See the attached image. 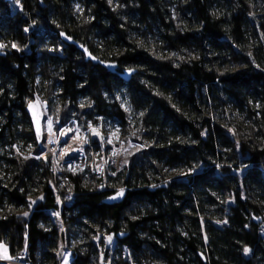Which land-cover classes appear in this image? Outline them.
<instances>
[{
	"label": "trees",
	"instance_id": "16d2710c",
	"mask_svg": "<svg viewBox=\"0 0 264 264\" xmlns=\"http://www.w3.org/2000/svg\"><path fill=\"white\" fill-rule=\"evenodd\" d=\"M0 45V264H264V0H0ZM37 98L143 148L56 171Z\"/></svg>",
	"mask_w": 264,
	"mask_h": 264
},
{
	"label": "rangeland",
	"instance_id": "374dc122",
	"mask_svg": "<svg viewBox=\"0 0 264 264\" xmlns=\"http://www.w3.org/2000/svg\"><path fill=\"white\" fill-rule=\"evenodd\" d=\"M42 102L43 100L40 101V106L42 107ZM44 108V107H43ZM44 111V109H43ZM47 112V111H46ZM46 115V114H45ZM49 116V115H48ZM42 121H40V124H39V129H40V133H41V137H42V132H43V128H42ZM92 127H96V125H91ZM73 129L74 131H76L78 129V132H79V135L81 136H84V137H87V139L90 138V141H91V130L89 128V125H85L84 127H82L81 125H78V124H75V123H71L69 124L66 129ZM55 129V128H54ZM56 133H57V130H54ZM73 132V131H72ZM100 132V131H99ZM111 133L112 132H107L106 134H104L103 132L100 134L101 137H103L105 140L107 139H112V143L111 144H108V143H103L102 144V141L99 138H96V141H97V151L93 150L90 151V153H92V158H91V161H93V165H94V170L97 169V166H101L103 168V171H106L108 170L109 168H112L114 172L116 171H119L121 169V166H116L115 165V162H116V159L118 157V155H113V152H114V148L112 147L113 144H115L117 141H120L122 139H116V138H113L111 136ZM41 139V138H40ZM56 143L55 144H52L50 147H47V149H42L44 152H49L51 153L52 155V158L54 159V165L57 166L58 170H60L61 167H63L64 165L68 168V169H72V168H75V170L77 169H84V164L80 163V157L81 156H86L85 155V152H86V145L83 146V151L82 152H78V154L76 156H74L73 158H68L66 159L65 161H63L61 164H58L57 163V154H58V149L60 150V147L62 146V143L63 142H59V139H61V136L60 135H57L56 136ZM128 139L126 140H123L124 142H126ZM40 141V140H39ZM89 141V140H88ZM89 141V142H90ZM88 142V144H89ZM86 144V143H85ZM53 151L55 152V155L53 154ZM57 151V152H56ZM105 160H107L108 162L105 163ZM114 161V162H113ZM100 162V163H99ZM57 163V164H56ZM71 166V168H70ZM78 166V167H77ZM77 168V169H76ZM91 169V167H90ZM112 242L109 243L108 239H107V244L109 245H112ZM69 252L67 250H65L62 255H61V263L62 264V258L65 254H68ZM70 259H71V252H70ZM7 261H13L12 259L11 260H7ZM70 262V260H69ZM69 262L67 264H69ZM101 264H108L107 262H102Z\"/></svg>",
	"mask_w": 264,
	"mask_h": 264
},
{
	"label": "snow or ice",
	"instance_id": "6c2138e0",
	"mask_svg": "<svg viewBox=\"0 0 264 264\" xmlns=\"http://www.w3.org/2000/svg\"><path fill=\"white\" fill-rule=\"evenodd\" d=\"M109 3H111V0H109ZM79 7H80V6L77 5V8H78V9H79ZM25 31H27V29H25ZM61 35H64V34L61 33ZM69 39H70V37H69ZM2 47H3V45H0V48H2ZM13 47H16V45H13ZM85 52H87V49H85ZM89 55H91V54H89ZM174 55H175V54H174ZM249 55H251V54H249ZM91 58L94 59V60L97 59L95 56H91ZM101 63H103V61H101ZM109 66L111 67V65H109ZM37 103H39L38 98H37V101H35V102H33V101H29V104H28L29 109H30V110H31V109H35ZM44 110L47 111V108L45 107ZM126 110H127V109H126ZM34 115H35V113H34ZM140 115L143 116L144 113L141 112ZM46 124H47V130H48L49 132H51V129H52V126H53V121H52L51 119H48V120L46 121ZM89 128H90V130H91V134H92L93 136L100 137V139H101V141H102V144L105 143V142L108 143V144H111V143H112V139H107V140H105L103 137H101L98 128L92 127L90 123H89ZM72 131H74V130L71 129V128L66 129V130H65V129H61V130L59 131V135H60V136H67L68 133H69V132H72ZM76 131H78V129H77ZM119 131H120L119 128L115 129V131H113V132L111 133V136H112L113 138L119 139V135H118V134H119ZM133 135H135V133H133ZM40 138H41V133H40V129H39V127H38V128H37V140L39 141ZM72 138H73V139H77V137H75V136L72 137ZM79 138L82 140L83 143H88V142H89L88 139H87V137H79ZM48 142H49V143H53V142H56V141H54V140H49ZM134 147H136V149L139 150L140 147H142V146H141V145H134ZM68 151H78V152H82L83 149H82V148H79V149H72L71 145H69V146H68V149H66V150H62V152H61V159L63 158V156H65V155L68 154ZM53 154L55 155V152H54V151H53ZM119 154H120L119 150H115V151L113 152V155H119ZM37 158H39V157H37ZM107 162H108V161L105 160V163H107ZM113 162H114V161H113ZM125 163H126V161H125ZM77 167H78V166H77ZM70 168H71V166H70ZM71 170L75 171V168H72ZM80 170L83 171V169H80ZM97 171L102 172V171H103V168H102L101 166H97ZM112 175H115V173H112ZM101 187H103V185H101ZM154 187H155V186H154ZM123 195H124V190H123V189H120V190H119L114 196L109 197V200H115V199H118V198L122 197ZM41 199H43V197H41ZM69 199H70V198H69ZM33 203H35V201H33ZM55 215H58V213L55 214ZM25 216H27V213H25ZM121 235H123V233H121ZM97 239H99V237H97ZM107 239H108L109 243H111V241H112V237H111V236H108ZM248 251H249V249L245 248V253H247ZM11 259H14V257L8 255L7 246L4 245L2 242H0V260H11ZM65 264H67V261H65Z\"/></svg>",
	"mask_w": 264,
	"mask_h": 264
},
{
	"label": "bare ground",
	"instance_id": "6f19581e",
	"mask_svg": "<svg viewBox=\"0 0 264 264\" xmlns=\"http://www.w3.org/2000/svg\"><path fill=\"white\" fill-rule=\"evenodd\" d=\"M44 106L42 105V108ZM48 119L47 118H43L42 119V122H43V132H42V137L40 139V143L43 147H50L53 143H49L48 141L49 140H54L55 141V135L53 133V130L51 129V132H49L47 130V124H46V121ZM77 137V139H73L72 137ZM79 138V133L77 131H73V132H70L67 136H65V140H63V144H62V147L60 148V153H59V157H58V164H61L63 161H65L66 159L68 158H73L77 153L78 151H68V154L63 156V158L61 159V152L62 150H66L68 149V146L71 145L72 149H79L82 147V143L80 140H78ZM131 148H132V144H128V145H121L119 146V148L117 147V149L119 150L120 154L118 155V158L115 162V165L116 166H119L126 153L129 151L131 152ZM100 163V162H99ZM70 260V255L69 254H65L62 258V264H65V261H67V263L69 262Z\"/></svg>",
	"mask_w": 264,
	"mask_h": 264
},
{
	"label": "built area",
	"instance_id": "2783aa9c",
	"mask_svg": "<svg viewBox=\"0 0 264 264\" xmlns=\"http://www.w3.org/2000/svg\"><path fill=\"white\" fill-rule=\"evenodd\" d=\"M44 113L46 114L45 116L46 117H44V118H47V119H51L52 120V117L44 110ZM49 115V116H48ZM43 123V122H42ZM71 123H75V124H78V125H81L82 127H84L82 124H79L78 122H77V120H75V119H70L68 122H66L65 124H63V125H61V126H59L58 128H56V129H54V127L52 126V130H53V133H54V135H55V141L57 140L56 139V136L57 135H59V131L61 130V129H65L66 130V127L69 125V124H71ZM96 127L98 128V130L100 131V134L102 133L101 132V129L99 128V126L98 125H96ZM42 128H43V124H42ZM54 130H57V133L54 131ZM78 132V131H77ZM70 133V132H69ZM68 133V134H69ZM79 133V132H78ZM63 136H61V139H59V142H63V138H62ZM79 137H84V136H80L79 135ZM93 137H96V136H93L92 134H91V139L93 138ZM96 138H99V137H96ZM78 140H80L81 141V143H82V147L81 148H83V146H85L86 145V147L91 143V141H90V138L88 139L90 142H89V144L88 143H83L82 142V140L80 139V138H78ZM40 142V141H39ZM56 142H54V144H55ZM63 144V143H62ZM128 144H132V148H131V152H127L126 153V155H125V157H124V159H123V161H122V163L119 165V166H121V169L125 166V165H127V163L129 162V158H130V156L133 154V153H135V152H137L138 150L136 149V147H134V145H141L142 146V144H140L139 142H136V141H133V140H127L126 142H124L123 140H120V141H117L115 144H113V148H114V151L115 150H118L117 149V147L119 148V146H121V145H128ZM40 145H41V143H40ZM42 146V145H41ZM62 147V146H61ZM60 147V148H61ZM47 149V147H43L42 146V149ZM143 148V146L142 147H140V149H142ZM139 149V150H140ZM44 151H46V150H44ZM57 152V151H56ZM59 153H60V150L58 149V156H57V163H58V157L60 156L59 155ZM78 154V153H77ZM76 154V155H77ZM32 156H35V157H38V155H34V154H31ZM75 155V156H76ZM84 157V155L83 156H81L80 157V159L81 158H83ZM118 158V157H117ZM117 160V159H116ZM53 161H54V159H53ZM125 161H126V163H125ZM56 163V164H57ZM93 161H92V163L90 164V167H91V170L92 171H94L95 173H96V175L98 176V175H100V171H97V169L96 170H94V165H93ZM54 165V164H53ZM54 168H55V170L56 171H60V170H58V168H57V166H55L54 165ZM61 169V168H60ZM120 169V170H121ZM103 172V171H102Z\"/></svg>",
	"mask_w": 264,
	"mask_h": 264
},
{
	"label": "water",
	"instance_id": "95a60500",
	"mask_svg": "<svg viewBox=\"0 0 264 264\" xmlns=\"http://www.w3.org/2000/svg\"><path fill=\"white\" fill-rule=\"evenodd\" d=\"M42 105L44 106V108H42V107L40 106V101H39V103H37L35 109H31L32 114L34 115V113H35V116H36L35 119H34L35 126H39L40 121H42V119H43L44 117H46V116H45V113H44V111H43V109H45V107H46V102L43 101V102H42ZM62 138H63V140H65V136H63ZM91 143H92L93 145H96V144H97V141H96V138H95V137H93V138L91 139ZM39 146H40V149L42 150V146L40 145V142H39ZM114 195H115V194H114ZM114 195H113V196H114ZM111 197H112V196H111ZM115 200H116V199H115ZM68 254L70 255V252H69Z\"/></svg>",
	"mask_w": 264,
	"mask_h": 264
}]
</instances>
